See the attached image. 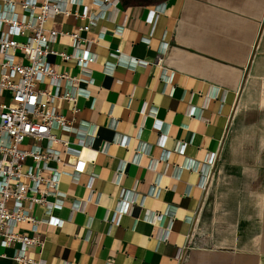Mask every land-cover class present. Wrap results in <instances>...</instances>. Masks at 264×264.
I'll list each match as a JSON object with an SVG mask.
<instances>
[{"label": "crops", "instance_id": "crops-1", "mask_svg": "<svg viewBox=\"0 0 264 264\" xmlns=\"http://www.w3.org/2000/svg\"><path fill=\"white\" fill-rule=\"evenodd\" d=\"M120 4L92 27L105 33L87 71L48 58L80 80L82 93L77 112L73 102H57L78 129L57 133L77 149L78 140H93L79 182L62 178L68 194L55 215L64 226L41 223L45 241L30 256L45 264H264V0ZM86 23L61 14L46 28ZM53 48L72 51L70 38ZM93 173L96 195L72 213ZM117 209L124 214L111 225Z\"/></svg>", "mask_w": 264, "mask_h": 264}, {"label": "built area", "instance_id": "built-area-1", "mask_svg": "<svg viewBox=\"0 0 264 264\" xmlns=\"http://www.w3.org/2000/svg\"><path fill=\"white\" fill-rule=\"evenodd\" d=\"M84 1L0 0V249L13 248L12 256L4 252L0 258H10L14 264H45L29 254L31 249L41 251L43 247L45 240L39 225L64 226V220L55 215L63 209L68 194L61 190L62 178L66 175L78 183L89 162L82 151L93 139L78 140L81 149H77L57 133L78 130L73 118L58 111L57 102H73V111L77 112L76 101L82 93L76 84L80 80L67 72H58L48 58L57 55L87 71L88 65L97 61L92 46L105 33L101 30L91 34L92 27L110 7L121 5L122 0H89L90 5ZM73 6L77 8L72 9ZM92 7L97 11L93 12ZM61 14L85 19L87 23L70 32L56 26L47 29L46 23ZM158 15L155 9L150 19H157ZM83 32L90 35L85 37ZM115 32L121 33L122 28ZM62 36L70 38L72 51L53 48ZM119 52L117 49L116 53ZM109 68L106 71L110 72ZM106 146L101 148L102 152ZM214 160L211 158L209 164ZM97 176L90 175L85 184L87 197L74 199L72 213L84 211L94 198ZM207 181L208 177L200 183L203 189ZM123 195L119 206L124 202ZM36 209L42 211V217L35 215ZM123 214L117 209L109 220L111 225L117 226ZM154 218L160 219L161 215ZM24 223L30 224L28 231L22 227ZM181 256L180 249L176 257Z\"/></svg>", "mask_w": 264, "mask_h": 264}, {"label": "trees", "instance_id": "trees-1", "mask_svg": "<svg viewBox=\"0 0 264 264\" xmlns=\"http://www.w3.org/2000/svg\"><path fill=\"white\" fill-rule=\"evenodd\" d=\"M153 0H122V3L125 5H146V4H152L155 2H152ZM162 0H157L156 2H160Z\"/></svg>", "mask_w": 264, "mask_h": 264}, {"label": "rangeland", "instance_id": "rangeland-1", "mask_svg": "<svg viewBox=\"0 0 264 264\" xmlns=\"http://www.w3.org/2000/svg\"><path fill=\"white\" fill-rule=\"evenodd\" d=\"M157 0H153L152 2H156ZM21 39H25V38H21ZM1 100V99H0Z\"/></svg>", "mask_w": 264, "mask_h": 264}]
</instances>
